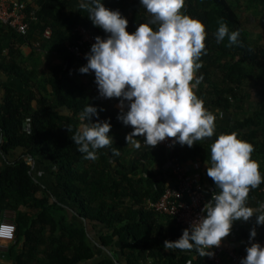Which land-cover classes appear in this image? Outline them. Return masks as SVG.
<instances>
[{
    "label": "trees",
    "instance_id": "trees-1",
    "mask_svg": "<svg viewBox=\"0 0 264 264\" xmlns=\"http://www.w3.org/2000/svg\"><path fill=\"white\" fill-rule=\"evenodd\" d=\"M102 3L127 19L130 34L150 18L139 0ZM72 5L73 0H33L27 8L36 7L37 22L25 36L0 25V74L19 79L27 89L22 93L5 87L1 92L0 86V155L4 162L0 169V211L1 215L5 210L12 212L15 228L14 239L0 250V260L8 264H210L195 250L164 249L163 242L178 239L185 228L148 208L147 202L160 198L171 177L162 170L168 158L207 165L210 145L219 134L236 132L239 139L250 143V159L258 163L264 177V47L250 40L248 21L242 23L239 15L245 10L264 17V0H184L181 11L199 20L206 34L203 42L207 51L195 73L202 79L194 94L208 111L226 113L230 124H215L213 136L194 142L191 148L177 143L166 151L141 142L127 163L123 162L124 154L129 153L127 147L113 135V131L127 129L117 119L118 114L97 100L65 94L57 78L58 68L48 79L51 95H44L29 72L3 55L4 50L12 51L15 42L30 44L49 28L51 39L40 49L66 54L69 61L73 58L64 44L75 39L72 31L80 25L77 18L94 34L106 37L93 26L86 9L77 4L75 16ZM220 23L229 31L239 27L238 45L227 46L226 38L216 42ZM152 27L155 30V25ZM249 82L255 86L256 108L249 105L245 87ZM87 104L97 108L92 122L107 119L111 124L108 135L112 143L98 149L95 160L84 159L71 140L80 123L79 113ZM202 183L211 198L213 181L206 174ZM263 184L248 193L246 205L254 210V216L257 210L262 211ZM254 216L241 221L248 229L240 233L244 239L248 240L251 228L264 230V224H255ZM260 239L264 236L254 237L255 242ZM97 251L101 252L99 259Z\"/></svg>",
    "mask_w": 264,
    "mask_h": 264
},
{
    "label": "clouds",
    "instance_id": "clouds-1",
    "mask_svg": "<svg viewBox=\"0 0 264 264\" xmlns=\"http://www.w3.org/2000/svg\"><path fill=\"white\" fill-rule=\"evenodd\" d=\"M150 14L131 34L127 19L118 10L107 9L102 0H79L93 26L106 33L96 36L85 53L81 74H94L98 95L119 98L117 115L123 125L131 126L124 139L135 148L154 147L172 138L171 144L192 147L194 142L213 136L215 115L203 107L194 94L202 77L196 76L200 58L206 54L204 25L181 9L184 0H139ZM152 25H155V30ZM239 30L229 31L220 23L215 31L217 43L227 39V46L240 43ZM127 109L126 111L124 109ZM103 109H101L102 111ZM97 108L87 104L79 113L80 121L71 140L86 160H95L97 150L112 143L107 119L92 122ZM253 146L237 137L236 132L219 134L210 145L206 174L215 185L201 215L182 230L174 241L165 240L164 249L195 250L199 256L212 257L236 221L247 222L254 210L246 205L250 189L264 181L256 161L250 159ZM114 154H118L115 153ZM264 209V203L260 204ZM255 224H264V211L257 210ZM0 235H10V226L0 225ZM255 228L249 231L246 255L239 264H264V246L253 242Z\"/></svg>",
    "mask_w": 264,
    "mask_h": 264
},
{
    "label": "built area",
    "instance_id": "built-area-1",
    "mask_svg": "<svg viewBox=\"0 0 264 264\" xmlns=\"http://www.w3.org/2000/svg\"><path fill=\"white\" fill-rule=\"evenodd\" d=\"M36 11V7L28 9L24 0H0V25L19 36H25L31 24L37 22ZM72 35L75 39L64 44L66 53L84 65L86 63L85 53L89 51L91 44L94 43V38L83 25L76 26L72 31ZM50 39L51 30L46 28L40 36L38 35L35 40L30 42V45L32 48L39 50L41 44ZM88 74L94 80V74L91 72ZM124 110L126 111L127 109L125 108ZM126 128L132 131L131 126H126ZM139 138L144 146V137L139 136ZM171 139L166 138L165 141L158 143L156 146L170 151L174 146L171 144ZM162 170L170 173L171 177L167 180L166 187L160 198L155 202L148 201L147 207L158 214L170 217L183 228H188L190 223L202 214L203 205L210 199L205 184L202 183L203 179L198 171V165L192 161L178 163L174 159L168 158L162 165ZM260 192L264 195V184ZM261 210L264 211V209ZM0 225L10 226V235H0V243L13 240L15 233L13 223L5 220L1 221ZM0 231H3V229H0ZM228 237L233 239L234 242L229 244L228 248H225L224 242ZM257 242L264 246V239H260ZM246 246H250L247 239L229 233L228 236L222 238L219 247L211 249L213 256H206L207 261L210 264H222L223 258H227L230 264H239L240 259L246 255ZM3 260H0V264H5Z\"/></svg>",
    "mask_w": 264,
    "mask_h": 264
},
{
    "label": "crops",
    "instance_id": "crops-1",
    "mask_svg": "<svg viewBox=\"0 0 264 264\" xmlns=\"http://www.w3.org/2000/svg\"><path fill=\"white\" fill-rule=\"evenodd\" d=\"M26 4L31 3L33 0H24ZM79 3V0H73L72 5V12L76 16V5ZM80 25L85 26L90 33L92 34L93 38H95L96 34L93 33L91 27L83 21L81 18H77ZM103 39V37H101ZM3 55L7 57L9 61L18 65L23 69L25 72L30 73L31 79L40 83V88L43 89L44 95H51L52 90L51 86L48 82V79L53 75L56 68L59 69L58 73V80L61 81V86L63 87V92L65 94H69L70 96H82L87 98L88 100H97L98 103L107 109L109 112L113 114H119L121 109L118 107L119 99L115 98H102L98 95L97 87L94 83V80L90 78V80H86L82 77L81 74L78 72V67L76 66V60L71 59L69 61L66 60V54H57L55 51L48 50V49H34L30 44H21V43H14L12 51L9 52L8 50L3 51ZM81 64L80 62H78ZM81 66H83L81 64ZM89 75V74H88ZM90 76V75H89ZM83 78V79H82ZM0 82H1V92L2 89L5 87L13 88L16 91L27 93V89L24 84L17 78L0 74ZM74 90L75 93L70 94L71 91ZM66 109L62 108L61 112L66 113ZM212 112L216 119L215 124L219 126H228L230 124V118L226 113L222 111H210ZM123 131L130 132L128 129H124ZM141 141L139 137H136ZM123 141V139H122ZM142 142V141H141ZM124 145L127 149L134 150L131 144L126 143L123 141ZM198 165V171L200 172L202 179L206 177V164H201L195 162ZM4 162L1 159L0 155V169ZM7 220V219H6ZM5 221V215H0V222ZM11 222V219L7 220ZM245 226L241 223V221H236L233 223L230 233L233 235L235 234L237 237H241L240 233L242 230H245ZM252 229V228H251ZM248 230V229H247ZM256 230V229H255ZM250 231V229H249ZM257 235L255 237H259V231L256 230ZM242 238V237H241ZM233 239L228 237L224 242V247L228 248V245L231 244ZM7 246V245H6ZM5 246V249H6ZM1 248V245H0ZM106 252V251H105ZM222 264H230L227 258H223Z\"/></svg>",
    "mask_w": 264,
    "mask_h": 264
},
{
    "label": "rangeland",
    "instance_id": "rangeland-1",
    "mask_svg": "<svg viewBox=\"0 0 264 264\" xmlns=\"http://www.w3.org/2000/svg\"><path fill=\"white\" fill-rule=\"evenodd\" d=\"M239 15H240L242 23L245 21H248V24L246 26H247V29L250 33V35H249L250 40L252 42H255L256 45L264 47V17L261 15H259L258 17L253 16L245 10H243V12L239 13ZM233 30H239V27L235 26L232 29V31ZM238 39H239V37H238ZM76 62H77L76 66L78 68L81 67V64H79L78 61H76ZM79 74H81V73H79ZM81 75L84 79L90 80V78H89L90 76L88 75V73L87 74H81ZM245 87H246V91L249 95V101H250L249 105H252L253 108H256L258 100L255 98V95H254L255 86L251 82H249L245 85ZM72 93H75L74 90H72L70 94L72 95ZM127 133L128 132L123 131V130L113 131V135H114L115 139H121V140L123 139V141L125 140L124 137ZM132 150H133L132 147H130V149H127L126 152H129V153L124 154V156H123V162L124 163H127L128 160H130V158L132 156V154H131ZM15 155L16 154H14V158H15ZM37 174H39V172ZM3 214L5 215V220L11 219L12 215H13L12 212L8 211V210H5L3 212ZM0 215H1V211H0ZM0 244H1V250H5V246L8 244V242H5V243L1 242ZM100 255H101V252L97 251L96 252V259H99ZM3 263L8 264L5 259L3 260Z\"/></svg>",
    "mask_w": 264,
    "mask_h": 264
},
{
    "label": "water",
    "instance_id": "water-1",
    "mask_svg": "<svg viewBox=\"0 0 264 264\" xmlns=\"http://www.w3.org/2000/svg\"><path fill=\"white\" fill-rule=\"evenodd\" d=\"M259 235H260V236H264V230H260V231H259ZM102 249H103V248H102Z\"/></svg>",
    "mask_w": 264,
    "mask_h": 264
},
{
    "label": "bare ground",
    "instance_id": "bare-ground-1",
    "mask_svg": "<svg viewBox=\"0 0 264 264\" xmlns=\"http://www.w3.org/2000/svg\"><path fill=\"white\" fill-rule=\"evenodd\" d=\"M3 243H5L6 241H2Z\"/></svg>",
    "mask_w": 264,
    "mask_h": 264
}]
</instances>
